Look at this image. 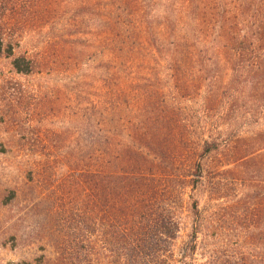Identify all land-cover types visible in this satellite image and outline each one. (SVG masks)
<instances>
[{
  "label": "rangeland",
  "instance_id": "rangeland-1",
  "mask_svg": "<svg viewBox=\"0 0 264 264\" xmlns=\"http://www.w3.org/2000/svg\"><path fill=\"white\" fill-rule=\"evenodd\" d=\"M219 8L237 17L225 21ZM0 39V264H116L110 215L98 202L88 216L81 183L104 69L116 76L108 97L123 100L122 86L126 96L145 95L158 124L165 107L174 111L170 131L185 144L176 152L197 155L200 140L225 143L224 154L235 142L255 152L240 166L226 165L222 153L201 161V182L182 199L173 264H208L211 249L224 264H244L252 245L262 248L264 74L244 89L243 67L264 54V0H0ZM176 42L183 53L173 66ZM7 50L30 63L28 74L12 69ZM120 106L111 113L118 136L131 115Z\"/></svg>",
  "mask_w": 264,
  "mask_h": 264
},
{
  "label": "trees",
  "instance_id": "trees-1",
  "mask_svg": "<svg viewBox=\"0 0 264 264\" xmlns=\"http://www.w3.org/2000/svg\"><path fill=\"white\" fill-rule=\"evenodd\" d=\"M232 7L235 14L241 13L236 11L241 9L239 5L233 3ZM218 11L225 21L237 17L227 16L229 13L227 9L219 8ZM168 28L169 25L166 24L165 29ZM182 46L183 42H176L175 51L169 60L173 66L175 55L180 54L178 48L183 53ZM163 47L162 50L159 48L158 53L163 52L162 56H165L168 53L165 39ZM257 47L260 49L261 46ZM156 49L158 50L157 46ZM4 52V45L0 39V55ZM6 53L9 57L13 56L10 50ZM206 60L208 61V57ZM10 63L16 73L28 74L31 70L30 63L23 57H12ZM110 64L108 61L107 65ZM243 68L248 69L243 83L244 89H248L253 79H258L264 74V54L251 59ZM104 70L103 75L106 74V79L101 85L104 87L102 105L100 104L102 111L95 116L99 117L95 123L86 122L83 137L85 151L81 157V183L86 191L84 211L89 216L90 212L92 213L91 209L94 211L97 209L98 202L102 209L106 207L110 215L111 246L116 264H173V247L180 231L179 211L182 199L186 190H194L196 184L201 182L203 174L201 161L211 153L215 155L219 153L220 156L223 154L226 165L240 166L253 161L255 152L251 150L241 153L235 142L234 147L224 154L220 149L226 148L227 145L213 140H200L197 144L199 147L197 155L176 152L174 148L185 144L183 139L175 140L170 131V123L175 122L171 118L174 111L167 112L165 107L163 121L158 124L160 121H157L156 115L150 112L153 103L149 104L145 95L135 94L132 97L128 92L126 96L127 88L122 86L123 100L108 97L109 84L115 74L109 69ZM260 83L257 80L254 87L257 88L256 85ZM172 87L179 92L176 84ZM207 99L208 94L205 97V100ZM119 105H122L120 107L123 117L131 114L128 117L130 120L127 118L120 120L124 129V135L121 136L116 134L119 121L114 120L111 114ZM205 108L208 109L207 104ZM190 209L193 216H198L196 201L191 203ZM254 236L255 234H252L248 237L250 244L253 243ZM257 241L262 248L258 250L252 245L249 253L242 257L240 262L264 264V232ZM189 243L182 253V261H185L187 255L194 250L195 244L191 241ZM209 251L208 264H224L218 250ZM253 253L257 254L256 261H253L251 255Z\"/></svg>",
  "mask_w": 264,
  "mask_h": 264
}]
</instances>
